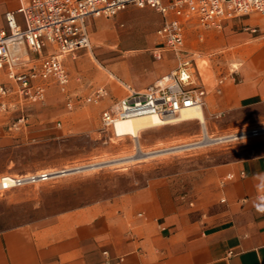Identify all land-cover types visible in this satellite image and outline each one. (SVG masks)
<instances>
[{
  "label": "crops",
  "instance_id": "1",
  "mask_svg": "<svg viewBox=\"0 0 264 264\" xmlns=\"http://www.w3.org/2000/svg\"><path fill=\"white\" fill-rule=\"evenodd\" d=\"M28 1L0 0V28L7 27V11ZM101 17L87 20L92 48L76 61L65 59L69 71L93 54L106 70L88 94L107 87L109 106L129 88L147 89L177 67L173 52L155 56L157 30L145 35L144 46H130L138 37L121 35L116 21L104 20L112 17ZM185 48L195 52L196 74L208 89L201 122L208 132L264 124L263 14L227 17L221 28L210 29L192 20ZM7 81L0 71V82ZM51 86L57 85L47 94ZM7 125L0 112V143L7 140ZM208 175L201 208L190 207L172 179L155 178L114 199L58 213L46 224L0 230V264H264V150L220 163Z\"/></svg>",
  "mask_w": 264,
  "mask_h": 264
},
{
  "label": "rangeland",
  "instance_id": "2",
  "mask_svg": "<svg viewBox=\"0 0 264 264\" xmlns=\"http://www.w3.org/2000/svg\"><path fill=\"white\" fill-rule=\"evenodd\" d=\"M114 18L104 20L116 21L121 35L138 37L130 44L137 47L144 46L145 35L155 32L163 22L162 15L148 7L133 6ZM121 22L124 26H120ZM91 30L95 37L92 26ZM68 68L71 82L67 93L51 86L43 102L18 105L9 111L0 109L8 121L7 140L0 143V175L6 171H65L47 181L0 194V230L21 224H46L58 213L114 199L155 178L172 179L182 199L192 208H201L212 167L264 150L258 148L264 139L221 142L205 136L204 142L209 143L199 147L187 148L195 144L192 143L181 149L165 150L201 138L205 129L197 119L149 128L137 140L130 135L115 137L101 123L108 99L98 103L84 100L93 82L103 83L101 76L106 70L93 54L85 65ZM69 95L75 101L72 108L67 105ZM117 128L132 133L130 121L118 123ZM231 132L209 131L214 136ZM139 141L142 151L159 152L137 156Z\"/></svg>",
  "mask_w": 264,
  "mask_h": 264
},
{
  "label": "built area",
  "instance_id": "3",
  "mask_svg": "<svg viewBox=\"0 0 264 264\" xmlns=\"http://www.w3.org/2000/svg\"><path fill=\"white\" fill-rule=\"evenodd\" d=\"M130 6L149 7L163 15V23L157 29L160 46L154 54L161 58L164 51H171L178 64L147 89L129 88L124 96L103 109L101 123L115 137H122L114 129L120 119L157 115L167 120L180 116L187 108L204 107L208 89L196 74L195 52L185 48L190 21L195 20L200 27L210 29L221 28L227 17L251 12L264 15V0H29L16 10L7 11V27L0 28V71L8 79L0 82V109L9 111L18 105L43 102L51 84L67 93L70 74L65 59H75L81 50L92 48L87 20L114 17ZM17 14L22 15L23 22L18 20ZM252 30L257 31V28ZM109 95L107 87L99 86L84 100L98 103ZM74 104L69 95L67 105L72 108ZM220 136L223 138L215 141L264 137V124ZM204 141L202 134L187 148L209 143ZM58 175V170L6 172L0 175V194Z\"/></svg>",
  "mask_w": 264,
  "mask_h": 264
},
{
  "label": "bare ground",
  "instance_id": "4",
  "mask_svg": "<svg viewBox=\"0 0 264 264\" xmlns=\"http://www.w3.org/2000/svg\"><path fill=\"white\" fill-rule=\"evenodd\" d=\"M157 118H160V117L157 115H142V116H135V117H129V118H125V119H120L115 124L114 129L122 137L130 135L137 140V138L139 137V135L142 131L147 130V129L152 128V127H155V126H158V125L180 123V122H183L186 120H191V119H197L200 122H202L203 124L205 122L204 109L201 106L187 108V109L182 111L180 116L169 117V118H167V120H163L162 118L159 120ZM126 121H130L132 133L129 131H119L118 130V128H117L118 123L126 122ZM204 129H205V131L203 134H204L205 138L209 137V138L213 139L214 141L223 138L221 136L220 137H214L212 134H210L208 132L207 128H204ZM191 144L192 143H184V144L177 145V146H174L171 148H166L165 150H168V151L172 150L173 151V150H177V149L187 147ZM137 146L139 149V154L137 156H140V157L159 152V151L144 152L145 150L142 151L140 141L137 142ZM64 173H65V171H61V170L59 171V174H61V175Z\"/></svg>",
  "mask_w": 264,
  "mask_h": 264
}]
</instances>
